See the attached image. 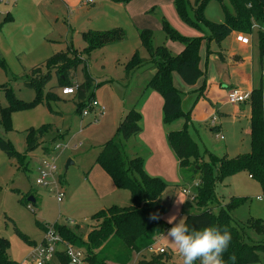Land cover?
Masks as SVG:
<instances>
[{
	"label": "rangeland",
	"instance_id": "1",
	"mask_svg": "<svg viewBox=\"0 0 264 264\" xmlns=\"http://www.w3.org/2000/svg\"><path fill=\"white\" fill-rule=\"evenodd\" d=\"M131 1L121 5L109 0H91V4L83 6L86 0H0V138L9 142L17 154L24 156L20 164L0 151V237L9 242L7 257L17 264L29 260L34 250L32 244L38 246L41 243L45 229H52L55 224L70 230L76 229L82 233V240H85L87 233L96 225L91 220L94 214L112 206L131 205L128 190L116 188L115 192L105 193L102 181H96L95 175L97 171H103L96 164L101 147L113 138L123 113L131 109L139 112L142 94L148 90L147 85L143 89L147 68L126 79L125 65L136 51L141 58H148L140 44V31H151V44L154 48H167L171 42L164 35L162 21L183 36L171 23L170 13L184 29L199 33L180 21L173 0L169 7L164 4V0H159L161 5L149 6L140 14V19L151 28L138 27L126 12ZM194 1L187 0L190 17ZM133 6L132 4L131 7ZM224 7L232 11L228 2H224ZM224 7L209 0L203 16L208 22L222 24L225 21ZM134 8L132 14L138 13L139 9ZM116 29L124 33L121 42L95 50L88 58L82 55V50L87 47L83 34ZM199 34L203 37V33ZM251 37L253 42L257 41L256 31H253ZM70 48L75 51L76 59L82 61V64L71 74L69 80L79 86L85 81V73L88 74L92 84L85 93L84 102L87 103L89 99L98 102L104 107L103 116H96L97 109L89 111L86 117L76 112V104L80 102L76 91L73 95L63 96L58 87V79L52 72L43 88L41 102L14 110L10 115V125L6 126L1 120V111L8 106L10 99L22 103H31L35 99V90L26 86L30 78L29 71L54 54ZM49 92L55 94L58 100L46 102L45 95ZM133 104L137 106L132 107ZM244 107L249 110L248 104ZM177 120L172 124L175 125ZM43 126L50 127L43 137V143L37 150L27 153V131ZM196 131L197 134L191 133V139L205 161L225 156L234 158L251 152L250 137L247 135L231 130L228 137L229 148L226 149V134L222 133L225 139L223 141L218 138L217 131H211L208 127H197ZM136 141L137 138H131L122 143L128 158H141L140 155H135ZM44 147L49 148V154L56 159L58 190L64 194L60 202L56 200L57 189L53 184L42 187L35 183L42 166L41 160L46 156L42 152ZM67 161H71L72 165L65 170ZM143 170L147 176L159 178L167 186L162 204L165 209L163 220L169 225L168 229L172 227L167 222L170 215L175 214L180 219L184 215L198 213L194 200L191 199L196 194L199 183L197 175L180 170L178 162L176 170L168 177L149 175L144 163ZM215 189L220 206H224L229 197L246 200L232 214L238 224L245 223L250 218L264 221V191L257 181L244 172L227 178ZM182 190L189 193L183 194ZM25 196L32 197L35 203L24 206L21 200ZM178 199L184 201L179 207L176 206ZM213 212L216 213L217 208ZM166 233L167 231L154 245V252L163 249L166 255L154 264H182V258L167 239ZM246 236L251 244L264 241V236L248 230ZM59 250L60 247L57 248ZM155 255L157 253L143 251L140 258L131 260L129 264H139L142 257L149 261ZM196 264L200 262L196 261ZM255 264H264V254L259 255V262Z\"/></svg>",
	"mask_w": 264,
	"mask_h": 264
},
{
	"label": "trees",
	"instance_id": "2",
	"mask_svg": "<svg viewBox=\"0 0 264 264\" xmlns=\"http://www.w3.org/2000/svg\"><path fill=\"white\" fill-rule=\"evenodd\" d=\"M115 4L126 5L131 0H109ZM209 0H195L192 8V17L188 15L187 0H173L174 9L180 21L186 26L203 33V37L186 38L162 21V30L167 40L183 46L182 52L173 55L167 48L160 46L154 48L151 44L152 33L149 30L139 32L141 47L147 52L148 58H141L136 51L125 65V77L128 79L139 70H154V75L147 82V88L159 94L163 100L162 122L165 125L177 119H184L185 126L191 123L189 112L181 108V93L172 84V73H177L181 81L194 85L202 76L199 69V49L201 41L220 43L232 33L251 36L257 33V50L259 65H264V0H214L224 7L228 2L232 11L224 7L225 21L222 24L208 22L203 11ZM87 47L82 50L85 58L90 57L95 50L121 42L124 33L119 30L106 32H88L83 34ZM75 51L71 48L65 52L54 54L45 62L33 67L29 73L30 78L26 86L34 89L36 96L31 103H22L10 99L8 106L2 109L1 120L10 125V115L16 109H25L41 102L43 88L48 83L51 73L58 79V87L74 88L80 102L76 104V112L80 115L92 101L84 102L86 91L91 87L92 80L85 73V81L81 85L72 84L69 80L72 73L82 64L76 59ZM222 60L223 56L218 53ZM53 93L45 95V101H57ZM249 131L251 152L238 155L234 158H211L205 161L199 154L197 145L191 139L186 127L182 130L169 132L166 135L168 147L173 152L178 168L187 173L197 175L199 179L194 198L196 214L184 215L185 222L196 230L207 226H218L221 230L226 226L231 233V242L224 259L228 261L231 254H235V264H255L259 262V255L264 254V241L249 243L246 230L258 236H264V221L248 219L238 224L233 219V212L245 204V199L229 197L224 206L219 205L216 186L222 184L227 178L244 172L249 178L259 183L264 191V89L259 86L249 94ZM141 116L134 109L127 111L121 118L112 139L107 141L96 158V164L111 179L119 190H128L131 196L129 207L112 206L101 210L91 217L96 224L87 233L86 239L77 232L64 226L54 225L53 229L68 245L81 249L85 254L86 264H129L132 254H140L154 246L157 240L167 231L169 225L163 220L164 207L162 199L167 186L159 178L149 177L143 170V160L140 157L128 158L122 143L141 133L139 123ZM49 126L37 130L27 131L25 144L26 152L31 153L40 148L43 137L47 134ZM49 148L42 149L43 154L49 153ZM0 151L7 157L16 159L20 164L24 156L17 154L9 142L0 138ZM59 179L61 177L59 176ZM28 196V195H27ZM27 196L21 202L24 206L31 204ZM35 203V201H34ZM32 203V204H34ZM217 208V212L213 210ZM151 213H159L158 221L149 220ZM234 224V225H233ZM39 225V224H38ZM45 229V228H44ZM46 231V229L44 230ZM36 246L34 243L32 244ZM9 242L0 237V264H17L7 257ZM166 255L157 254L149 261L143 260L139 264H154ZM58 264H67L62 254H56ZM56 264V263H54ZM228 264H232L228 261Z\"/></svg>",
	"mask_w": 264,
	"mask_h": 264
},
{
	"label": "crops",
	"instance_id": "3",
	"mask_svg": "<svg viewBox=\"0 0 264 264\" xmlns=\"http://www.w3.org/2000/svg\"><path fill=\"white\" fill-rule=\"evenodd\" d=\"M132 1L131 5L133 4V7L138 8L139 12L132 14L133 7L129 5L126 12L131 20L134 19L138 27L151 28L148 23L140 19V14L144 13L153 4L161 5L159 0ZM164 1V4L169 7L171 0ZM146 2H148L147 5H144ZM170 14L171 23L183 36L187 38L201 37L195 31L184 29L179 20L172 13ZM234 36L235 33H232L220 43L201 41L199 69L202 72V76L194 85L188 86L184 84L177 73H172L173 87L182 95V111L189 112L191 123L187 126H185L184 119H178L175 125L174 123L163 124V100L161 96L149 89L143 92V100L138 110L141 116V133L135 137L137 138L135 155L138 154L143 158L144 168L149 175L163 178L168 177L171 172L176 170L177 160L168 147L166 135L169 132L181 130L182 126L187 128L190 137L193 132L197 134V127H208L211 131H217L219 133L218 138L223 141L225 140L223 134H226V149L229 148L228 137L230 132H232L231 130L250 136V114L249 110L244 107L248 102L231 105L227 101V96L232 90H239L249 96L253 89L259 86L264 89V65L262 67L259 65L257 41L253 42L252 37L249 36V45L243 46L235 42ZM167 49L177 55L182 52L183 46L179 43L169 42ZM218 53L223 56L222 60L219 58ZM154 72L152 69L146 71L147 79L144 82L143 89L154 75ZM131 106L136 107L137 104ZM125 113H123L121 118ZM213 119L214 122L212 123ZM178 121H181V123ZM101 172L97 171L95 173L96 181H102L103 186H100L103 187L105 193L115 192L116 187L111 179L105 172H103L104 175ZM137 257L140 258V254L134 253L131 260Z\"/></svg>",
	"mask_w": 264,
	"mask_h": 264
},
{
	"label": "built area",
	"instance_id": "4",
	"mask_svg": "<svg viewBox=\"0 0 264 264\" xmlns=\"http://www.w3.org/2000/svg\"><path fill=\"white\" fill-rule=\"evenodd\" d=\"M87 2H83V6L87 4H91V0H86ZM235 42L247 46L250 43L249 36H245L243 34H235L234 36ZM76 91V87L74 88H64L61 90V94L63 96L73 95ZM247 95L241 93L239 90H232L228 96L227 101L231 105L244 103L248 101ZM96 110V116L100 117L104 114V107L100 106L98 102L92 100L88 106L82 111V117H86L88 112ZM214 122V119L212 123ZM222 139V137H221ZM41 165L39 168V175L37 176L35 183L38 186L48 187L50 185H54L56 191V200L60 202L64 196L63 192L58 190V179L56 178L57 166L55 157L51 156L49 153L41 160ZM183 194H188L189 192L186 190H182ZM195 195L191 197L194 200ZM60 247V250L57 251V248ZM150 253L164 254L166 253L163 249H158L154 252V246H150L147 249ZM62 254L64 258L67 259V264H86L85 263V254L84 251L78 248H75L71 245L66 244L61 237L52 229H46L44 233V238L41 243L34 247V250L29 256V260L25 261L22 264H58L56 259V254Z\"/></svg>",
	"mask_w": 264,
	"mask_h": 264
},
{
	"label": "clouds",
	"instance_id": "5",
	"mask_svg": "<svg viewBox=\"0 0 264 264\" xmlns=\"http://www.w3.org/2000/svg\"><path fill=\"white\" fill-rule=\"evenodd\" d=\"M183 202L178 199L176 206L179 207ZM160 218L159 213L149 215V220L152 221H158ZM167 222L172 227L167 230L166 237L182 258V264H196V261L200 264H228V261L235 264L234 253L228 257V261L224 259L232 239L226 226L222 230L218 226L196 230L191 228L184 218L178 219L175 214L170 215Z\"/></svg>",
	"mask_w": 264,
	"mask_h": 264
},
{
	"label": "water",
	"instance_id": "6",
	"mask_svg": "<svg viewBox=\"0 0 264 264\" xmlns=\"http://www.w3.org/2000/svg\"><path fill=\"white\" fill-rule=\"evenodd\" d=\"M71 165H72L71 161H67V163L65 164V170H67L68 167ZM28 201H30L31 203H34V199L32 197H29Z\"/></svg>",
	"mask_w": 264,
	"mask_h": 264
}]
</instances>
